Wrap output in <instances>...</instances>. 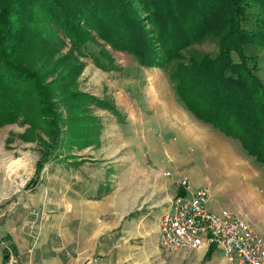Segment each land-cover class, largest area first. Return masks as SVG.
<instances>
[{
  "label": "rangeland",
  "instance_id": "obj_1",
  "mask_svg": "<svg viewBox=\"0 0 264 264\" xmlns=\"http://www.w3.org/2000/svg\"><path fill=\"white\" fill-rule=\"evenodd\" d=\"M216 1L222 0H209L207 4ZM202 2L203 0H197L191 4V12L194 11L191 16H196L197 21L193 23L197 27L202 26L200 24L205 18L207 9L206 6L201 5ZM133 8L132 11H136L137 23L143 28L142 37L148 35L155 42L156 24L151 22L150 12L139 0L133 3ZM257 11L262 12L263 9L256 6L253 13H259ZM262 22L256 25L255 21H252L251 24L256 27L255 29L264 31ZM2 27L3 23L0 22V29ZM57 32L59 37L54 35V48L50 51L40 49V53L36 54L38 58L30 61L29 56L23 58V62L29 64L36 72L39 86L42 89H50V86L56 85L55 80L61 71L66 69V61L69 58L66 56L76 55L78 57L76 62L82 63L81 71L75 79L76 89L104 100L114 109L106 108L91 99L79 103L77 109L73 111L74 115L85 117L92 124L93 131L88 135L87 142L75 141L68 144L64 141L68 133L65 124L66 107L55 103L47 112L42 108L44 104H41L45 100V95L35 87L34 80L28 83L27 85L35 89V99H28L22 104L21 112L13 122L0 123V195L6 196L0 199V204L13 202L14 197L20 195L23 196L22 201L26 202L28 201L26 198L31 197L35 189L38 191L37 194L40 195L41 192L46 200L51 195L66 196L68 183L75 196L74 222L78 234L86 231L83 216L87 211L93 212L97 209L98 212L105 213L101 221L107 227L103 237H106L104 242L107 249L104 253L109 262L156 264L164 261L168 264H225V259L220 256L221 253L219 254L214 248L200 247L170 253L158 245L159 214L157 213L168 206L170 202L168 198H174L177 192L176 182L169 178L170 175H164V171L158 176L159 174L153 175L154 172L149 170L147 165L153 156L150 158L147 154L137 153L138 141L133 137L128 123L130 116L118 105V90L130 92L137 89L140 97L144 98L148 85L143 66L156 65L140 64L136 56L124 46L126 43H121L120 47L118 44H110L90 29L96 41H91L92 46L86 45L84 50L88 52L102 45L109 55V61L104 57L100 58L109 65L102 67L96 64L88 53L82 55L71 51L73 48L70 38L59 29ZM138 35L133 31L134 37L138 38ZM258 38L256 35L254 38L250 36L245 42V49L247 53L254 54L256 65L264 67V45L259 42L264 38V34L261 32ZM216 39V36L210 34L203 41L190 44L184 49V53L193 50L215 53L218 48ZM58 59H62L59 64ZM252 60L250 58V61ZM161 68L170 79L168 72ZM49 69L54 71L51 73ZM256 73L258 74V71ZM151 75L156 79L154 73L151 72ZM262 80L264 82V77ZM170 82L175 92L171 79ZM35 83L37 86L36 80ZM55 126L59 131L58 135L53 131L56 129ZM247 156L251 159L253 169L262 172L263 168L264 171V164H257L252 156ZM200 171L201 177H197L198 180L203 181L200 186H207L210 182L212 195L220 200L229 201L237 207H243L236 182L231 178L224 179L214 171L211 164H202ZM203 175L207 176L209 181L204 179ZM169 180L172 183L169 184ZM178 191L180 192L179 189ZM100 195L108 196L105 205L94 208L93 201L91 207L87 205L86 200L89 197H100ZM34 212L33 210L32 213ZM208 251L210 256L206 257Z\"/></svg>",
  "mask_w": 264,
  "mask_h": 264
},
{
  "label": "trees",
  "instance_id": "obj_2",
  "mask_svg": "<svg viewBox=\"0 0 264 264\" xmlns=\"http://www.w3.org/2000/svg\"><path fill=\"white\" fill-rule=\"evenodd\" d=\"M135 1L0 0V22L3 23L0 29V123L13 122L22 104L35 99V89L27 85L34 80L35 87L45 95L41 103L43 109L49 112L48 108L55 103L66 107L68 133L64 141L68 144L88 141L93 126L85 117L74 115L78 104L91 99L111 110L114 108L76 89L75 79L82 66L81 62H76L78 57L66 56L69 57L66 69L50 89L39 86L36 72L23 58L29 56L30 61L38 58L36 54L40 49L54 48V35L58 36L59 29L72 41L71 51L88 53L99 66H109L100 60L109 59L102 45L94 51L84 50L86 45L92 46L91 41H96L90 33L93 29L110 44L126 43L124 46L140 64L163 67L174 85L178 101L189 112L223 134L238 139L247 155L257 164H264V82L256 73L259 66L254 54L245 49L250 36L258 38L261 32L264 34L251 24L252 21L256 25L260 21L264 23V0H222L212 4L203 0L201 5L207 9L201 27L195 26L196 16H191L194 14L191 4L197 0H139L150 12L151 22L156 24L155 42L148 35L142 37L143 28L137 23L136 11H132ZM256 6L263 11L254 14ZM133 31L139 34L138 38L133 36ZM210 34L217 38L215 53L194 50L184 53L190 44L203 41ZM259 42L264 45V38ZM61 61L58 59L57 63ZM51 70L52 73L54 70ZM55 128L53 131L58 135ZM209 256L208 251L206 257Z\"/></svg>",
  "mask_w": 264,
  "mask_h": 264
},
{
  "label": "crops",
  "instance_id": "obj_3",
  "mask_svg": "<svg viewBox=\"0 0 264 264\" xmlns=\"http://www.w3.org/2000/svg\"><path fill=\"white\" fill-rule=\"evenodd\" d=\"M258 66V75L263 79L264 67ZM143 69L147 77V94L142 98L137 89L130 92L118 90V105L130 116L128 123L138 141L137 153L153 156L154 160L150 159L147 165L149 170L158 176L163 171L169 172V178L176 182V195L178 189L181 191L177 184L180 176H188L192 186L199 187L203 184L197 179L201 177L200 166L211 164L224 179L231 178L238 184L243 207L212 195L208 182L211 192L207 205L209 210L227 208L245 215L256 230H263V168L262 172L252 168L251 159L238 139L223 134L192 115L178 101L170 79L161 67L143 66ZM205 178L209 181L207 176ZM66 187V196L51 195L46 200L35 189L26 202L20 195L14 197L13 202L0 204V264H84L94 256H100L106 264H113L104 253L107 246L103 235L107 227L101 219L105 213L97 209L87 211L83 216L86 231L78 234L74 222V191L70 184L67 183ZM5 197L0 195V199ZM92 198L86 200L87 205L91 207L93 201L92 207L99 208L107 202L108 196ZM168 200L171 202L172 198ZM170 202L157 213L159 217L168 209Z\"/></svg>",
  "mask_w": 264,
  "mask_h": 264
},
{
  "label": "built area",
  "instance_id": "obj_4",
  "mask_svg": "<svg viewBox=\"0 0 264 264\" xmlns=\"http://www.w3.org/2000/svg\"><path fill=\"white\" fill-rule=\"evenodd\" d=\"M169 174L164 172L166 176ZM177 183L182 192L174 196L158 220L161 249L172 253L213 247L222 254L225 264H264V229L256 230L245 215L227 208L209 210L211 192L208 186L194 188L186 175L180 176ZM84 264L106 263L100 256H94Z\"/></svg>",
  "mask_w": 264,
  "mask_h": 264
}]
</instances>
